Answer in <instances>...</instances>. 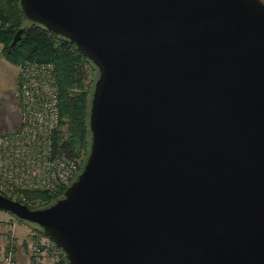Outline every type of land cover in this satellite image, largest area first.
<instances>
[{
  "label": "water",
  "instance_id": "1",
  "mask_svg": "<svg viewBox=\"0 0 264 264\" xmlns=\"http://www.w3.org/2000/svg\"><path fill=\"white\" fill-rule=\"evenodd\" d=\"M19 1L99 75L77 178L0 209L68 264H264V0Z\"/></svg>",
  "mask_w": 264,
  "mask_h": 264
},
{
  "label": "built area",
  "instance_id": "2",
  "mask_svg": "<svg viewBox=\"0 0 264 264\" xmlns=\"http://www.w3.org/2000/svg\"><path fill=\"white\" fill-rule=\"evenodd\" d=\"M20 125L0 131V194L28 205L25 192L59 196L80 173L79 157L57 140L61 112L57 67L50 60H27L19 73ZM14 217L0 214V264H17L20 238ZM29 264H68L65 251L49 236L27 239Z\"/></svg>",
  "mask_w": 264,
  "mask_h": 264
},
{
  "label": "trees",
  "instance_id": "3",
  "mask_svg": "<svg viewBox=\"0 0 264 264\" xmlns=\"http://www.w3.org/2000/svg\"><path fill=\"white\" fill-rule=\"evenodd\" d=\"M22 29L24 31L21 39L12 45L15 35ZM0 45L3 46L2 52L7 60L14 64L20 65L27 60L55 62L59 84L61 126L67 125L65 131L60 129L56 139L62 140L64 149L70 154L80 157L84 151L88 157L91 146L89 123L93 90L84 84L83 66L85 62H88L95 69L94 81L99 75L98 68L68 39L50 32L38 23L29 21L22 11L19 0H0ZM64 192L54 196L44 191L31 190L26 191L25 195L31 202L28 203L31 208H41L56 202L64 195ZM36 231L42 233L41 228ZM65 262H68L66 255Z\"/></svg>",
  "mask_w": 264,
  "mask_h": 264
},
{
  "label": "rangeland",
  "instance_id": "4",
  "mask_svg": "<svg viewBox=\"0 0 264 264\" xmlns=\"http://www.w3.org/2000/svg\"><path fill=\"white\" fill-rule=\"evenodd\" d=\"M3 46L0 45V131L11 132L16 130L20 125L21 110L19 105V75L20 67L22 64H14L7 60L6 56L2 52ZM84 84L90 89H94L96 71L92 65L85 62L83 66ZM67 125L61 126V130L65 131ZM86 153L82 151V155L79 160L84 163L86 159ZM0 214L5 216H11V213L0 209ZM18 223L17 232L20 238V249L26 253L27 251V239L28 237L37 232L36 230L40 226L36 223L21 222L17 217H14ZM28 259V256L26 255ZM18 264V263H17Z\"/></svg>",
  "mask_w": 264,
  "mask_h": 264
},
{
  "label": "crops",
  "instance_id": "5",
  "mask_svg": "<svg viewBox=\"0 0 264 264\" xmlns=\"http://www.w3.org/2000/svg\"><path fill=\"white\" fill-rule=\"evenodd\" d=\"M18 75H19V69H18ZM3 237H4L3 234L0 232V238H3ZM19 246L17 249V263L18 264H29L28 259L26 258V253L23 251V249H20Z\"/></svg>",
  "mask_w": 264,
  "mask_h": 264
},
{
  "label": "flooded vegetation",
  "instance_id": "6",
  "mask_svg": "<svg viewBox=\"0 0 264 264\" xmlns=\"http://www.w3.org/2000/svg\"><path fill=\"white\" fill-rule=\"evenodd\" d=\"M83 165H84V163L82 162L81 167H82ZM82 168H83V167H82ZM81 171H82V170H81ZM81 171H80V172H81Z\"/></svg>",
  "mask_w": 264,
  "mask_h": 264
}]
</instances>
